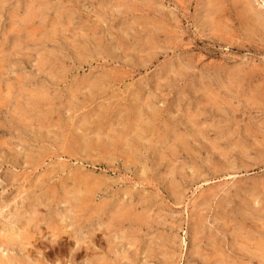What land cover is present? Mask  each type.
Instances as JSON below:
<instances>
[{"label": "rangeland", "instance_id": "obj_1", "mask_svg": "<svg viewBox=\"0 0 264 264\" xmlns=\"http://www.w3.org/2000/svg\"><path fill=\"white\" fill-rule=\"evenodd\" d=\"M0 264H264V0H0Z\"/></svg>", "mask_w": 264, "mask_h": 264}, {"label": "bare ground", "instance_id": "obj_2", "mask_svg": "<svg viewBox=\"0 0 264 264\" xmlns=\"http://www.w3.org/2000/svg\"><path fill=\"white\" fill-rule=\"evenodd\" d=\"M137 138H138V137H137ZM88 180H89V179H88ZM89 181H90V180H89ZM95 183H96V182H95ZM86 184H87V183H86ZM82 186H84V185H82ZM92 186H93V185H92ZM96 186H97V185H96ZM93 187H94V186H93ZM84 188H85V187H84ZM88 188H89V187H88ZM86 189H87V188H86ZM86 189H85V191H87ZM95 189H96V188H95ZM93 190H94V189H93ZM88 191H89V190H88ZM52 195H53V194H52ZM87 195H89V192H88ZM84 196H85V195H84ZM88 197H89V196H88ZM78 198L80 199V196H79ZM84 198H85V197H84ZM86 198H87V196H86ZM140 199H141V198H140ZM83 200H84V202H85V199H83ZM83 200H81V202H80V200H79V203H82ZM52 203H53V202H52ZM123 208H124V207H123ZM123 208H122V209H123ZM127 209H128V208H127ZM110 211H111V210H110ZM130 211H131V210H130ZM134 211H135V210H134ZM111 212H112V211H111ZM115 216H116V215H115ZM111 217H112V216H111ZM120 217H121V216H120ZM114 219H115V218H114ZM138 222H139V221H138ZM108 225H109V224H108ZM56 238H57V237H56ZM53 242H54V241H53ZM250 245H251V244H250ZM262 245H263V244H262ZM259 246H261V245H259ZM109 249H110V248H109ZM256 251H257V250H256ZM258 251H259V250H258ZM172 253H173V252H172ZM7 257H8V256H7ZM102 263H103V262H102ZM105 263H108V261H106Z\"/></svg>", "mask_w": 264, "mask_h": 264}]
</instances>
